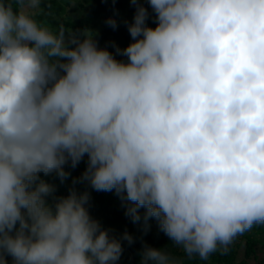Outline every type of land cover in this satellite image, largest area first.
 <instances>
[{
    "label": "clouds",
    "instance_id": "clouds-1",
    "mask_svg": "<svg viewBox=\"0 0 264 264\" xmlns=\"http://www.w3.org/2000/svg\"><path fill=\"white\" fill-rule=\"evenodd\" d=\"M130 2L119 60L90 29L38 22L42 0H0V264H117L134 243L90 214L89 191L41 178L85 157L74 185L115 191L134 224L145 209L143 231L154 218L189 258L264 225V0H147L155 27Z\"/></svg>",
    "mask_w": 264,
    "mask_h": 264
},
{
    "label": "trees",
    "instance_id": "trees-1",
    "mask_svg": "<svg viewBox=\"0 0 264 264\" xmlns=\"http://www.w3.org/2000/svg\"><path fill=\"white\" fill-rule=\"evenodd\" d=\"M149 10V26L155 27L152 19L153 13L147 4V0H141ZM18 7V6H17ZM34 18L49 26L53 31H57L63 24L66 29H90L95 35L99 46L105 45L116 55L112 49V39L110 36L116 34L121 38V47L125 48L132 42L125 21L131 23L135 12V7L130 0H42L40 9L30 11ZM114 17L118 21V27L113 29L106 20ZM119 60H126V57H119ZM86 160H82L79 165L72 169L66 165V171L71 175L61 182L55 173L45 176L41 173V178L46 182L56 186L55 196H66L73 187L78 192L85 190L90 192V214L98 219L106 228L114 230L116 235L125 231L129 232L135 241L129 245L123 241V254L117 264H140L143 245L160 248L168 251L179 264H264V225H254L253 228L238 236L229 246L227 253L217 251L211 254L208 260H201L198 256L189 258L181 248L174 246L170 239L159 230L158 223L154 219L148 221L150 228L145 233L143 231V213L141 208V221L133 223L131 218L125 215V205L118 206L119 197L115 191L97 192L91 189L86 183L73 184V180L79 178L86 168ZM51 200V198H49ZM11 264V258H9Z\"/></svg>",
    "mask_w": 264,
    "mask_h": 264
},
{
    "label": "rangeland",
    "instance_id": "rangeland-1",
    "mask_svg": "<svg viewBox=\"0 0 264 264\" xmlns=\"http://www.w3.org/2000/svg\"><path fill=\"white\" fill-rule=\"evenodd\" d=\"M36 10H38V9H36ZM36 10H32V9H29V11H36ZM110 38L112 39V49H113V51H114V53H115V47L113 46V45H117V46H119L121 49H122V47H121V38L118 36V35H116V34H112L111 36H110ZM100 47H105V45H101ZM116 54V53H115ZM117 56H119V57H123V56H121V55H118V54H116ZM124 204L122 203V201H121V199H119V201H118V206H123ZM154 219V218H153ZM155 220V219H154ZM154 222H156V223H158L156 220L154 221ZM262 235H264V233L262 234Z\"/></svg>",
    "mask_w": 264,
    "mask_h": 264
}]
</instances>
